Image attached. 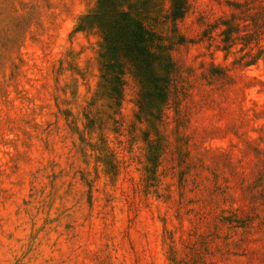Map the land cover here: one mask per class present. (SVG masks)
I'll return each instance as SVG.
<instances>
[{
	"label": "clouds",
	"instance_id": "clouds-1",
	"mask_svg": "<svg viewBox=\"0 0 264 264\" xmlns=\"http://www.w3.org/2000/svg\"><path fill=\"white\" fill-rule=\"evenodd\" d=\"M100 3L0 0V264H264V0H112L148 110Z\"/></svg>",
	"mask_w": 264,
	"mask_h": 264
},
{
	"label": "trees",
	"instance_id": "trees-1",
	"mask_svg": "<svg viewBox=\"0 0 264 264\" xmlns=\"http://www.w3.org/2000/svg\"><path fill=\"white\" fill-rule=\"evenodd\" d=\"M181 1L175 0L174 10L179 13ZM130 11L134 12L132 5H129ZM135 17H138L135 14ZM128 13L115 14L112 11V0H101L100 13L95 17L104 28L107 36L108 56L115 57L117 63L110 65V70L118 71L121 68L119 57L123 56L130 61L136 68L137 76L145 84L147 91L142 98V109L148 110L149 106L157 102L156 89L152 87L156 84L154 71L151 64L154 60L149 55L146 48V33L140 21ZM150 40V37H147ZM114 89L118 88V81L114 78L112 81Z\"/></svg>",
	"mask_w": 264,
	"mask_h": 264
},
{
	"label": "rangeland",
	"instance_id": "rangeland-1",
	"mask_svg": "<svg viewBox=\"0 0 264 264\" xmlns=\"http://www.w3.org/2000/svg\"><path fill=\"white\" fill-rule=\"evenodd\" d=\"M181 2H182V0H180ZM150 2V0H140V4H141V6H147V4ZM182 4V3H181ZM132 7H133V10H134V12H135V14H137V16H139L140 15V12H139V9L138 8H136L135 6H133L132 5Z\"/></svg>",
	"mask_w": 264,
	"mask_h": 264
}]
</instances>
